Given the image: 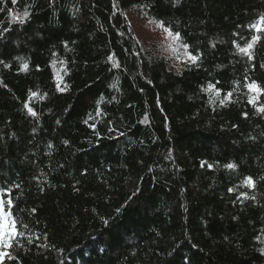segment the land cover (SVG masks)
Instances as JSON below:
<instances>
[{"label":"trees","instance_id":"trees-1","mask_svg":"<svg viewBox=\"0 0 264 264\" xmlns=\"http://www.w3.org/2000/svg\"><path fill=\"white\" fill-rule=\"evenodd\" d=\"M0 8V193L24 233L0 264H264V92L246 86L264 88V0ZM130 14L198 61L175 68ZM253 35L250 60L237 44Z\"/></svg>","mask_w":264,"mask_h":264},{"label":"snow or ice","instance_id":"snow-or-ice-1","mask_svg":"<svg viewBox=\"0 0 264 264\" xmlns=\"http://www.w3.org/2000/svg\"><path fill=\"white\" fill-rule=\"evenodd\" d=\"M175 2L179 3V0H175ZM12 3L13 4L17 3V0H12ZM113 6L114 7L116 6L115 3H114ZM2 11H4V9L0 8V12H2ZM28 16H29V12L28 11H24L22 14L14 15L12 17V19H13V21H19L20 23H24L25 19ZM156 23H157L158 27L163 28L164 32L167 34V36L173 42L179 43L181 41L180 33H173V31L170 28L165 26L163 21H157ZM252 27L255 28L256 32H258V33L261 32V31H264V15H261L259 17V23L255 24V25H252ZM5 31H7V29H5ZM0 35H2V33H0ZM260 38L261 37L259 35H253L252 38H251V41L248 42L245 47H240L237 44L238 51L241 54L247 55L250 60L253 59L251 50L253 49L254 44L257 41H259ZM180 47L185 49V58L190 63L195 64L198 61L199 57L197 55H193L191 52L187 51L188 48H189L188 44L182 43V44H180ZM109 60H113V57L110 56ZM0 63H2V61H0ZM114 66L118 67L119 65L114 63ZM28 67H29L28 63L26 61H22L21 70H25L26 71L28 69ZM262 67H264V65H262ZM246 86L252 92H255V93L264 92V88H261L260 85L257 84L255 81H252V82L248 83ZM57 87H58V89L60 91L67 90V85H65L63 88H60V85L58 84ZM213 90H215V96L217 98H219L220 90L219 89H215L214 85H209V87L207 89H205V91H209V92H211ZM31 95L33 97H35V96L38 95V93L32 92ZM231 96H232V93L228 92L225 95L224 99H220V104L224 105L226 102H228L230 100ZM40 98L43 99L42 96ZM255 100H256V97H251L249 102L250 103H255ZM25 107L28 108V112L30 114H32L33 116L36 115V112L31 107H28L27 104L25 105ZM259 111L264 112V106H261ZM144 122L147 123V119H145ZM202 166H204V165L202 164ZM207 167L212 168L213 165L212 164H208ZM224 167L228 168V169H235L236 165L233 164V163H228V164H225ZM261 179H264V177H261ZM244 184H246L247 186L252 187V188L255 187V181L250 176L247 177L244 180ZM15 187H19V185H16ZM5 191H10V190H5ZM229 191H233V189H229ZM242 195H244L245 198H248L246 193H242ZM252 199H255V197H252ZM12 204H13V200L12 199L5 200L4 197H3V194L0 193V245H3L4 249L12 247V241L15 239L16 236H23L24 235L23 232H20L17 229V223L18 222L13 217L12 212L5 210V205H12ZM117 211H119V209ZM105 223H107V221H105ZM24 227H27V225H24ZM257 239H260V238L258 237ZM29 242H31V241H29ZM261 251L264 252V249H261ZM4 257H10L9 252L0 251V261H2Z\"/></svg>","mask_w":264,"mask_h":264},{"label":"rangeland","instance_id":"rangeland-1","mask_svg":"<svg viewBox=\"0 0 264 264\" xmlns=\"http://www.w3.org/2000/svg\"><path fill=\"white\" fill-rule=\"evenodd\" d=\"M130 20L140 41L148 49L159 55L164 54L170 59L175 68H181L189 63L185 58V49L180 47L182 42H173L163 28L157 26V21L146 20L135 14H130ZM0 251H4L3 245H0Z\"/></svg>","mask_w":264,"mask_h":264}]
</instances>
